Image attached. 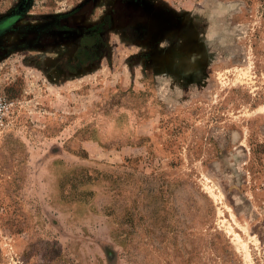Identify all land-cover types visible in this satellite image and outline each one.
<instances>
[{"label": "rangeland", "instance_id": "rangeland-1", "mask_svg": "<svg viewBox=\"0 0 264 264\" xmlns=\"http://www.w3.org/2000/svg\"><path fill=\"white\" fill-rule=\"evenodd\" d=\"M0 90V264H264V0H0Z\"/></svg>", "mask_w": 264, "mask_h": 264}, {"label": "built area", "instance_id": "built-area-1", "mask_svg": "<svg viewBox=\"0 0 264 264\" xmlns=\"http://www.w3.org/2000/svg\"><path fill=\"white\" fill-rule=\"evenodd\" d=\"M16 105L15 100L10 99L0 90V134L12 125Z\"/></svg>", "mask_w": 264, "mask_h": 264}, {"label": "trees", "instance_id": "trees-1", "mask_svg": "<svg viewBox=\"0 0 264 264\" xmlns=\"http://www.w3.org/2000/svg\"><path fill=\"white\" fill-rule=\"evenodd\" d=\"M104 252L108 260H110L113 257V252L110 249H108V247L104 248Z\"/></svg>", "mask_w": 264, "mask_h": 264}, {"label": "clouds", "instance_id": "clouds-1", "mask_svg": "<svg viewBox=\"0 0 264 264\" xmlns=\"http://www.w3.org/2000/svg\"><path fill=\"white\" fill-rule=\"evenodd\" d=\"M161 47H164V44L163 43L161 44Z\"/></svg>", "mask_w": 264, "mask_h": 264}]
</instances>
